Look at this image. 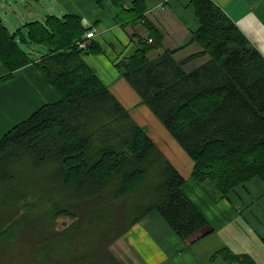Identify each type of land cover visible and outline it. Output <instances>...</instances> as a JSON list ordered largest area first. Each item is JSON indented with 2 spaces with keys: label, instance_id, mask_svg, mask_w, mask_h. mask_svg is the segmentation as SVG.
Returning <instances> with one entry per match:
<instances>
[{
  "label": "trees",
  "instance_id": "1",
  "mask_svg": "<svg viewBox=\"0 0 264 264\" xmlns=\"http://www.w3.org/2000/svg\"><path fill=\"white\" fill-rule=\"evenodd\" d=\"M112 2L124 24L146 30L114 67L192 160L190 178L85 62L102 49L92 39L78 47L90 31L78 15H46L15 31L0 20V82L32 65L58 95L0 138V261L23 248L37 264H123L109 245L151 214L182 239L207 227L182 190L188 180L222 198L252 179L264 185V57L212 0H189L198 28L151 58L162 36L146 20V1ZM191 44L200 51L176 57ZM216 257L254 264L228 247Z\"/></svg>",
  "mask_w": 264,
  "mask_h": 264
},
{
  "label": "crops",
  "instance_id": "2",
  "mask_svg": "<svg viewBox=\"0 0 264 264\" xmlns=\"http://www.w3.org/2000/svg\"><path fill=\"white\" fill-rule=\"evenodd\" d=\"M127 1L123 0L124 6H128ZM145 1L146 20L152 23L162 36L161 47L152 51L154 58L164 50L174 49L185 43L198 28L199 23L189 0ZM212 1L225 12L264 57V0ZM0 2L1 10L11 6V3L5 0ZM44 7L45 11L40 14L42 20L46 15H54L49 13H55L54 16L57 17L76 14L81 18L83 25V21L90 23L84 27H91L90 30L94 32L92 40L100 46L102 52L88 55V62H85L94 69L98 78L119 100L123 97L127 103H135L133 95L124 84V80L119 77L114 64L134 53L138 39L146 36L144 24H124L122 14L118 15L112 0H46ZM9 13L16 15L15 11ZM1 20L6 25V17ZM27 50L36 55L44 51L40 48V53H37L35 46H28ZM198 51L200 47L191 44L179 51L176 57L184 58ZM204 60L205 58L195 60L190 67L197 66ZM6 73V69L0 63V78ZM57 100L58 95L32 65L19 69L10 80L0 82V138L39 107ZM134 115L132 114L133 118ZM135 121L138 122L136 119ZM157 131L164 137V143L168 147L167 154L164 155L174 164L172 156L175 157L180 150L160 127H157ZM205 184L198 185L188 180L182 189L206 217L207 227L202 232L182 239L171 231L159 215L151 214L147 220L134 225L117 240L116 251L113 253L120 262L226 264L221 257L212 256L218 249L228 247L235 254L249 255L254 264H264L263 183L259 179H252L237 187L226 198L216 197L215 191L210 194L208 190H204ZM235 215L241 217L243 226L240 227L238 224L237 226L243 233L241 237L227 239L233 228L231 221L236 220ZM223 229L225 234L221 235Z\"/></svg>",
  "mask_w": 264,
  "mask_h": 264
},
{
  "label": "rangeland",
  "instance_id": "3",
  "mask_svg": "<svg viewBox=\"0 0 264 264\" xmlns=\"http://www.w3.org/2000/svg\"><path fill=\"white\" fill-rule=\"evenodd\" d=\"M5 1L11 3V6L9 8H5L4 10L0 9V20H1V18L6 17V20H5L6 26L10 29V31H15L18 28H21L24 23L36 21V20L37 21L42 20V16L40 14H42L45 11L44 5L46 3V0H40L39 2H37L36 0H5ZM0 6H1V2H0ZM190 7H191V9L193 8V6H190ZM9 11L10 12L15 11L16 15L9 13ZM6 13H7V15H6ZM32 13H34V14H32ZM49 14L55 15V13H49ZM121 18H125V15L122 14ZM21 22H24V23H21ZM83 23L85 26L90 25V23H88L87 21H83ZM35 47L37 49V53H39L40 47H38V46H35ZM149 56L151 58H154V54L152 52L149 54ZM87 58H88V55H84V60L86 62H88ZM124 84L128 87L131 94L133 95V99H134L133 102H135V103H133V104L127 103L126 101H124L125 98H123V97L120 98V100H121L120 102L122 103V105L125 108H127L130 111L131 114H135L134 118L140 123V125L142 127L146 128V130L150 134V136L153 139V141L155 142V144L159 146L158 148L164 154H167L168 147L164 143L165 142L164 137L159 133V131H157V127H160L164 131L165 135L170 140H172L175 143V145H177V143L173 140V138L169 135V133L165 130V128L160 124V122L155 117V115L150 111V109L147 106H145L144 104H140L141 102H140L139 96L137 95V93L130 87V85L125 80H124ZM135 105H138V106L135 107ZM177 147L180 150V152L177 155H175V157L172 156V161L174 163L173 166L176 167L178 172H180L181 175L184 176L185 179H189L190 175H191L192 167H193V162L187 156V154L185 152H183V150L178 145H177ZM203 188H204V190H208L210 194L212 191H215L209 184H207V185L205 184V186H203ZM191 196H193V195H191ZM235 218H236V220L231 221V225H233V228L230 231L229 235L227 236V239H229V238L234 239L236 237L242 236L243 230L240 227L243 226V223L240 220L241 217L239 215H235ZM58 221L64 228L66 226L67 227L69 226L68 224L67 225L65 224L66 218H64V217L58 219ZM237 224L240 227H238ZM54 226L56 227V223L54 224ZM56 229L58 230L57 227H56ZM61 229H63V228H61ZM224 234H225V229H223L221 232V235H224ZM119 238L112 241V243L109 245L108 249L111 252L116 251V249H115L116 242H117V240H119ZM86 240H87V238H86ZM22 249L23 248H20L18 251L15 249L10 250V251H6L1 257L0 263L1 264H37L34 259L26 257L25 254L23 253ZM113 254L115 255V253H113ZM43 260L48 262V256H46L45 259H43ZM52 264H59V263H52ZM62 264H65V263H62Z\"/></svg>",
  "mask_w": 264,
  "mask_h": 264
},
{
  "label": "built area",
  "instance_id": "4",
  "mask_svg": "<svg viewBox=\"0 0 264 264\" xmlns=\"http://www.w3.org/2000/svg\"><path fill=\"white\" fill-rule=\"evenodd\" d=\"M86 28H91V27H86ZM94 38V32L93 31H88L85 35H84V41L78 42V47L80 49H85L86 45H87V40L93 39Z\"/></svg>",
  "mask_w": 264,
  "mask_h": 264
}]
</instances>
